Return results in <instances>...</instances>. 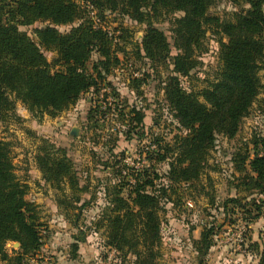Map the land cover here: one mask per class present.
Instances as JSON below:
<instances>
[{
	"label": "trees",
	"instance_id": "16d2710c",
	"mask_svg": "<svg viewBox=\"0 0 264 264\" xmlns=\"http://www.w3.org/2000/svg\"><path fill=\"white\" fill-rule=\"evenodd\" d=\"M244 1L248 4L246 10L218 21L206 14L212 0H89L96 17L116 12L138 23L146 22L137 47L151 61H170L172 69L164 81V98L183 130L173 136V143L151 134L150 147H154L145 152L149 163L134 169L118 160L115 182L105 184V193L111 191L113 204V215L107 217L111 244L119 252L134 253L139 260L143 257L140 251L145 248L148 254L143 259L153 257V247L159 243L162 203L169 201L170 192L177 190L180 183L199 178L216 135L234 138L259 93L264 94L258 74L264 69V0ZM179 11L183 15L173 20V46L177 52L171 54L166 35L152 22L166 13ZM89 15V10L75 0H0V115L13 108L9 94L30 112L53 116L74 104L82 93L100 89L99 83L105 81L121 59L112 47L109 32L97 26ZM77 19L81 22L67 32L56 28ZM213 20L226 37L218 52L220 67L207 86L188 90L182 86L180 76H188L200 64L194 52L203 49V24ZM38 21L48 24L33 29L36 40L19 29ZM41 48L56 53L53 63L59 65L58 69L51 67ZM94 51L99 58L89 68L87 60ZM116 98L119 93H115L114 101ZM260 102L264 104V98ZM114 110L124 127L117 132L127 138L133 134L145 137L144 112L121 99ZM98 114L105 115V111L95 104L87 115L89 128L95 129ZM248 144L249 149L233 153V169L241 173L237 176L241 180L239 185L264 193V134H252ZM36 162L43 180L59 191L66 184L71 191L65 197L68 201L62 202L73 205L80 201L78 193L86 188L80 185L65 149L52 145L47 149L43 144ZM160 163L167 164L165 174L157 171ZM164 177L167 183L160 181ZM26 194V186L15 173L9 143L0 138V264H24L25 257L35 254L41 246L35 204L26 199ZM226 202L238 204L248 213L249 221L261 213L260 204L253 198L235 196ZM248 205L254 207V215ZM213 233L214 226L204 227L194 241L197 264H203V257L213 245ZM10 242L19 243L11 253L6 248ZM252 243L259 251L258 264H264V243Z\"/></svg>",
	"mask_w": 264,
	"mask_h": 264
},
{
	"label": "rangeland",
	"instance_id": "374dc122",
	"mask_svg": "<svg viewBox=\"0 0 264 264\" xmlns=\"http://www.w3.org/2000/svg\"><path fill=\"white\" fill-rule=\"evenodd\" d=\"M75 1L89 10L97 26L109 32L112 47L117 50L121 62L99 83L98 91L89 89L74 104L53 116L46 112L32 113L12 94L8 95L13 100V108L0 115V138L9 143L15 173L26 186V199L35 204L41 230V246L35 254L25 257L24 264H197L194 241L200 237L202 228L211 226H214L213 245L203 257V264H258L259 251L251 244L264 243V193L239 185L241 180L237 176L241 173L234 171L231 157L236 151L249 149L251 145L246 143L252 134H264V104L260 102V98H264L263 91L242 119L234 138L216 135L207 166L199 178L182 182L179 188L175 185L177 190L169 191L170 199L162 203L160 211L159 243L153 247V257L145 261L143 257H147L148 251L142 248L143 257L137 260L134 253L119 252L111 244L107 217L113 215L112 195L110 190L107 195L104 188L105 184L115 182L118 160L139 169L149 163L145 152L154 147H150L151 134H159L164 141L173 143V136L183 130L164 98V81L172 69L170 61H151L137 47L146 22L138 23L116 12H106L104 18L96 17L89 0ZM247 8L244 0H212L206 14L221 21ZM182 15L180 11L166 13L152 22L166 35L171 54L177 52L173 46V20ZM80 22L81 19H77L56 28L64 33ZM47 24L48 21H38L30 26H19V29L36 40L33 29ZM203 31V49L194 52L200 64L188 76H180L182 86L188 90L207 86L220 67L218 52L226 37L219 32L216 20L204 23ZM41 51L51 67L58 69L59 65L53 63L56 53L43 48ZM98 58V53L92 52L87 66L90 68ZM258 74L264 84V69ZM115 93H119V98L114 101ZM119 99L144 112L145 137L133 134L127 138L117 132L119 127L124 128L114 110ZM95 104L101 105L105 115H96L99 121L93 129V126L89 128L87 115ZM73 128L77 129V135L72 134ZM43 144L47 149L51 145L55 149H65L71 158L79 183L86 188L78 193L79 202L73 205L62 202L68 201L65 197L71 192L66 184L59 191L42 179L36 156ZM167 168L166 163H160L157 171L165 174ZM160 181L168 182L165 177ZM235 196L256 200L261 208L259 217L249 221L248 213L238 204L226 202ZM247 208L251 215L255 214L252 205ZM15 243L7 244L9 253L18 247Z\"/></svg>",
	"mask_w": 264,
	"mask_h": 264
},
{
	"label": "water",
	"instance_id": "95a60500",
	"mask_svg": "<svg viewBox=\"0 0 264 264\" xmlns=\"http://www.w3.org/2000/svg\"><path fill=\"white\" fill-rule=\"evenodd\" d=\"M72 134H74V135H77V134H78V131H77L76 128H73V129H72ZM15 245H16V246H19V243L16 242Z\"/></svg>",
	"mask_w": 264,
	"mask_h": 264
}]
</instances>
